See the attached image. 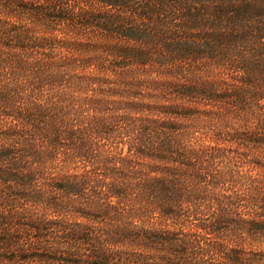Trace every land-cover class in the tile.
<instances>
[{
	"label": "trees",
	"instance_id": "trees-1",
	"mask_svg": "<svg viewBox=\"0 0 264 264\" xmlns=\"http://www.w3.org/2000/svg\"><path fill=\"white\" fill-rule=\"evenodd\" d=\"M0 264H264V0H0Z\"/></svg>",
	"mask_w": 264,
	"mask_h": 264
}]
</instances>
